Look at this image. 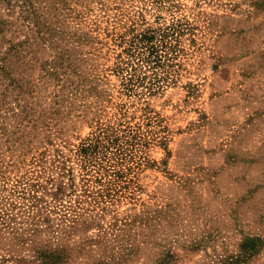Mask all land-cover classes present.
I'll use <instances>...</instances> for the list:
<instances>
[{"label": "rangeland", "instance_id": "1", "mask_svg": "<svg viewBox=\"0 0 264 264\" xmlns=\"http://www.w3.org/2000/svg\"><path fill=\"white\" fill-rule=\"evenodd\" d=\"M0 264H264V0H0Z\"/></svg>", "mask_w": 264, "mask_h": 264}]
</instances>
